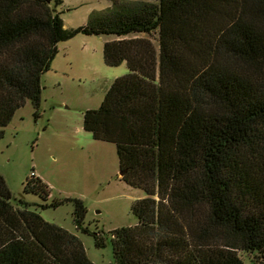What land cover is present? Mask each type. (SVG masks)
<instances>
[{
    "label": "trees",
    "instance_id": "16d2710c",
    "mask_svg": "<svg viewBox=\"0 0 264 264\" xmlns=\"http://www.w3.org/2000/svg\"><path fill=\"white\" fill-rule=\"evenodd\" d=\"M62 0H0V138L26 100L39 114L41 76L59 43L109 37L107 66L127 72L83 111V129L115 144L120 177L141 188L136 222L110 231L109 264H264V0H112L65 27ZM24 193L48 202L33 170ZM15 198L0 174V264H94L79 237Z\"/></svg>",
    "mask_w": 264,
    "mask_h": 264
},
{
    "label": "rangeland",
    "instance_id": "374dc122",
    "mask_svg": "<svg viewBox=\"0 0 264 264\" xmlns=\"http://www.w3.org/2000/svg\"><path fill=\"white\" fill-rule=\"evenodd\" d=\"M68 2L71 8L64 20L70 26L90 15L91 6H98L93 0ZM107 2L104 9L111 6L112 0ZM50 69L41 76L39 114L34 116L32 104L26 100L4 127L0 138V174L15 198L32 203L30 208L45 220L76 234L94 264H109L110 231L135 224L131 204L144 191L121 179L115 144L94 139L83 129L82 116L85 109L100 105L108 86L126 73L127 67L124 62L97 66L88 76L81 74L78 67L60 71L65 75L54 74ZM32 170L49 187L48 202L64 197L82 199L86 207L83 224L91 232L101 234L103 246H96L91 234L76 230L70 202L46 208L35 205L42 200L23 192L24 181ZM241 258L243 264H255L248 253H242Z\"/></svg>",
    "mask_w": 264,
    "mask_h": 264
},
{
    "label": "crops",
    "instance_id": "0c3cea01",
    "mask_svg": "<svg viewBox=\"0 0 264 264\" xmlns=\"http://www.w3.org/2000/svg\"><path fill=\"white\" fill-rule=\"evenodd\" d=\"M98 6H91L90 10H103L107 5V0H93ZM70 4L68 0H62V5L60 6L61 17L64 22L65 27H75L83 24L89 14H86L81 22L74 24L72 26L67 25L65 23L64 17L70 11ZM99 37V39H97ZM109 39L106 36H95V35H86V34H76L72 38L59 43V51L58 54L53 58L51 62V69L49 72L54 74H64L63 71L67 68H75L77 67L81 69L83 75L88 76L93 68L98 67H107V65L103 61L102 48L103 43ZM98 51H100L98 53ZM98 53V54H97ZM56 83H59L58 79H55Z\"/></svg>",
    "mask_w": 264,
    "mask_h": 264
},
{
    "label": "water",
    "instance_id": "95a60500",
    "mask_svg": "<svg viewBox=\"0 0 264 264\" xmlns=\"http://www.w3.org/2000/svg\"><path fill=\"white\" fill-rule=\"evenodd\" d=\"M120 173V172H119Z\"/></svg>",
    "mask_w": 264,
    "mask_h": 264
}]
</instances>
